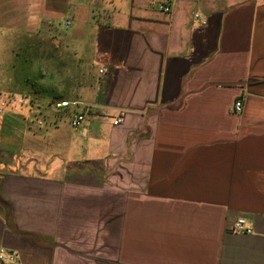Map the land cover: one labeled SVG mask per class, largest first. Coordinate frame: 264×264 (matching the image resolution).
Listing matches in <instances>:
<instances>
[{
	"label": "crops",
	"instance_id": "crops-1",
	"mask_svg": "<svg viewBox=\"0 0 264 264\" xmlns=\"http://www.w3.org/2000/svg\"><path fill=\"white\" fill-rule=\"evenodd\" d=\"M161 1L0 0L14 264H264V0Z\"/></svg>",
	"mask_w": 264,
	"mask_h": 264
},
{
	"label": "built area",
	"instance_id": "built-area-1",
	"mask_svg": "<svg viewBox=\"0 0 264 264\" xmlns=\"http://www.w3.org/2000/svg\"><path fill=\"white\" fill-rule=\"evenodd\" d=\"M175 1L176 0H162L159 3L158 8L161 12L165 14H169L173 9V5ZM194 20L201 22L203 25L207 24L206 17L200 13H194ZM66 25L71 26L72 22L67 21ZM7 104L8 103L6 99H3L0 97V115H2V113L5 111ZM71 104L77 105L78 102L75 101L71 103L69 101H60L56 103V107L61 109V108L69 107ZM234 110L238 113L243 111L242 101L239 100L235 103ZM85 120H86V117L84 113H81V112L76 113L71 120V125L74 128H78L85 122ZM121 121L122 119L118 118L114 121V124L118 125ZM233 228H234V231H236L237 233H252V229L247 226V220L245 218L237 219L233 225ZM18 260H19L18 253L14 251H10L5 247L0 249V264H14Z\"/></svg>",
	"mask_w": 264,
	"mask_h": 264
},
{
	"label": "rangeland",
	"instance_id": "rangeland-1",
	"mask_svg": "<svg viewBox=\"0 0 264 264\" xmlns=\"http://www.w3.org/2000/svg\"><path fill=\"white\" fill-rule=\"evenodd\" d=\"M24 75H25V73H23V76L21 75V77H19V80L16 79L13 81V84L15 85L16 88H18V90H21L19 87H22L23 89H25V86L30 87V85H26V83H24V79H23ZM22 80H23V83H22ZM49 94H50V92H49ZM5 96H7V95H5ZM5 96L4 97L0 96V97H2L4 99H8V97H5Z\"/></svg>",
	"mask_w": 264,
	"mask_h": 264
}]
</instances>
